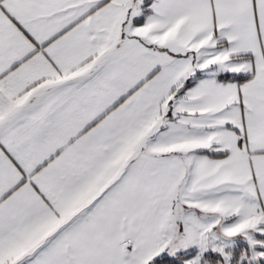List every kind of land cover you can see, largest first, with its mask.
Masks as SVG:
<instances>
[{
  "label": "snow or ice",
  "instance_id": "snow-or-ice-1",
  "mask_svg": "<svg viewBox=\"0 0 264 264\" xmlns=\"http://www.w3.org/2000/svg\"><path fill=\"white\" fill-rule=\"evenodd\" d=\"M0 264H264V0H0Z\"/></svg>",
  "mask_w": 264,
  "mask_h": 264
}]
</instances>
